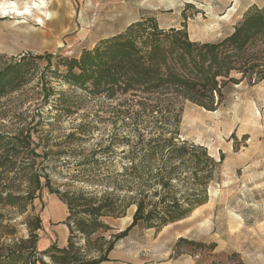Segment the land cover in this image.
<instances>
[{"label":"rangeland","instance_id":"1","mask_svg":"<svg viewBox=\"0 0 264 264\" xmlns=\"http://www.w3.org/2000/svg\"><path fill=\"white\" fill-rule=\"evenodd\" d=\"M4 1L14 3L19 11L29 7L33 17L0 15V66L24 55L76 56L99 39L121 31L148 10L165 28L180 27L185 17L189 40L214 43L230 34L250 7L264 6V0H0V4ZM40 1L45 2L48 14L45 19L41 17L42 23L37 22L38 15L32 10ZM44 67L45 62L38 61L30 83L0 99V133L11 136L21 130H37L32 134L33 144L38 145V154L46 156L36 162L43 160L39 166L45 168L42 170L54 188L110 191L107 182L73 180L74 164L93 156L99 159L97 151L111 143L112 135L134 136L140 130L146 139L148 134L142 128L150 131L151 118L146 117L143 123L139 119L137 128L132 126L127 116L120 115L125 110L119 105L123 100H82L76 114L57 117L54 98L45 102L41 89L40 73ZM232 77L240 79L237 74ZM254 79L228 85L224 101L215 111L187 101L175 104L181 111L179 140L200 145L216 161L221 160L208 188V201L188 218L159 231L146 229L142 224L131 228L109 253L110 261L102 264H264V80ZM45 80L47 88L65 90L70 97L81 94L49 78L47 73L44 83ZM79 125L86 126L87 135L84 140L73 141L68 135ZM111 150L114 155L107 160L119 162L127 147L116 145ZM28 155L21 151L19 160H28ZM13 172L3 173L5 183L0 185V191L25 190V185L18 186L10 180ZM50 196L55 195L42 189L21 215L12 208L0 209V256L23 246L29 237L30 223L35 216L40 218L45 199ZM134 211L133 205L124 217L104 218L111 230L98 232L92 239L103 236L108 241L124 232L131 225ZM70 224L74 230L73 220ZM51 226L50 233L45 232L41 221V229L35 232L37 242L49 237L61 240L62 227L50 222L46 228ZM73 242L82 247L85 240L74 231ZM37 254L36 258L51 264L46 256Z\"/></svg>","mask_w":264,"mask_h":264},{"label":"trees","instance_id":"2","mask_svg":"<svg viewBox=\"0 0 264 264\" xmlns=\"http://www.w3.org/2000/svg\"><path fill=\"white\" fill-rule=\"evenodd\" d=\"M182 18L180 27L165 28L148 13L76 56L24 55L0 66V99L29 84L38 61L43 60L41 89L45 102L54 98L55 116H73L82 100L100 103L123 100L119 105L125 110L120 115L127 116L132 126L137 128L139 119L143 123L146 117L151 118L150 131L142 128L148 134L146 139L139 134L140 130L134 136L112 135L111 143L97 151L99 159L93 156L74 164L73 180L108 183L111 190L100 193L54 188L42 170L45 168L39 166L43 160L36 162L46 156L38 154V145L33 144L36 129L21 130L11 136L0 133V185L5 183L3 173L14 171L10 180L26 187L24 191L19 188L0 191V209L12 208L24 214L42 189L55 195L67 208L66 246L58 248L52 244L41 253L51 264L109 262V253L131 228L142 224L146 229L159 231L188 218L207 203L208 188L221 160L216 161L200 145L179 140L181 111L175 104L187 101L206 111H215L223 103L228 85H236L245 78L264 80V6L250 7L232 32L214 43L189 40L185 17ZM46 73L81 94L70 97L65 90L47 88V81L43 82ZM233 74L240 75V79L233 78ZM87 130L85 125H79L68 137L73 141L84 140ZM116 145L127 150H123L119 162L107 160L113 157L111 148ZM21 151L28 152V160H19ZM52 167L46 166L50 170ZM133 205L132 222L124 232L108 241L103 236L92 239L98 232L111 230L104 218L124 217ZM29 229L23 246L0 256V264H47L41 257H35V232L41 229L38 216L33 218ZM74 231L83 237L84 246L73 242ZM187 243L204 247L201 243Z\"/></svg>","mask_w":264,"mask_h":264},{"label":"crops","instance_id":"3","mask_svg":"<svg viewBox=\"0 0 264 264\" xmlns=\"http://www.w3.org/2000/svg\"><path fill=\"white\" fill-rule=\"evenodd\" d=\"M149 12L150 11L148 10L143 15L148 14ZM143 15L141 14L135 20L141 18ZM131 22H133V21H131ZM67 215L68 214H67L66 206L62 202H60L59 199H57L55 196H50L47 199H45L43 211L40 215V218L42 221V227H43L45 232H48V231H51L50 230L51 228H53L52 226L49 228H46L48 223L51 222L54 225L59 224V227H62V230H61L62 235H61L60 241H59V239L52 238V237H49V238H46L43 240L39 239V241L36 244L37 245L36 249H37V253L39 254V256L42 252H44L52 244H56L59 248H63L66 246V244H67L66 241H67V237H68V229H67L66 225H63V222L65 221ZM48 233H50V232H48Z\"/></svg>","mask_w":264,"mask_h":264},{"label":"bare ground","instance_id":"4","mask_svg":"<svg viewBox=\"0 0 264 264\" xmlns=\"http://www.w3.org/2000/svg\"><path fill=\"white\" fill-rule=\"evenodd\" d=\"M5 2V1H4ZM45 2L44 1H40V3H36L34 4V6H32V10H34L36 12V14L38 15V19L37 22L42 23V18L44 17V19L48 16L47 12L45 11ZM8 14H12L18 18L21 17H33L32 15V11L30 10L29 7H25V9L23 11H19L14 3H10L9 2H5L4 4H0V15L2 16H7ZM42 17V18H41Z\"/></svg>","mask_w":264,"mask_h":264}]
</instances>
